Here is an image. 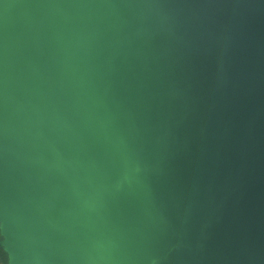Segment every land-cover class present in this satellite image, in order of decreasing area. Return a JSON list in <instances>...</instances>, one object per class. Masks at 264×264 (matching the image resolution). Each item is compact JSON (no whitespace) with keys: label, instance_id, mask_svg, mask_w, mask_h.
<instances>
[{"label":"water","instance_id":"95a60500","mask_svg":"<svg viewBox=\"0 0 264 264\" xmlns=\"http://www.w3.org/2000/svg\"><path fill=\"white\" fill-rule=\"evenodd\" d=\"M153 6L0 0V141L42 193V258L264 264V63Z\"/></svg>","mask_w":264,"mask_h":264},{"label":"rangeland","instance_id":"374dc122","mask_svg":"<svg viewBox=\"0 0 264 264\" xmlns=\"http://www.w3.org/2000/svg\"><path fill=\"white\" fill-rule=\"evenodd\" d=\"M158 21L175 33L214 44L227 35L241 61L264 63V0H152ZM152 7V4L148 6ZM0 252L7 264H48L42 258L41 195L27 169L0 141ZM32 193V194H31ZM35 197V198H34ZM35 200V201H34ZM42 211V212H41ZM42 234V235H41Z\"/></svg>","mask_w":264,"mask_h":264},{"label":"crops","instance_id":"0c3cea01","mask_svg":"<svg viewBox=\"0 0 264 264\" xmlns=\"http://www.w3.org/2000/svg\"><path fill=\"white\" fill-rule=\"evenodd\" d=\"M226 41H227V35H225L224 36V38L223 39H221V40H219V44H218V46L219 47H222L223 45H225L226 44ZM20 159V158H19ZM19 164H22L23 165V161L22 160H20V162H19ZM24 178H28V174H24ZM37 191V190H36ZM36 191H33L32 193H33V196H35L36 197V194H37V196H38V192H36ZM31 193V194H32ZM34 197V198H35ZM35 201V200H34ZM37 201H39V200H37ZM45 211V210H44Z\"/></svg>","mask_w":264,"mask_h":264},{"label":"clouds","instance_id":"9594fccd","mask_svg":"<svg viewBox=\"0 0 264 264\" xmlns=\"http://www.w3.org/2000/svg\"><path fill=\"white\" fill-rule=\"evenodd\" d=\"M0 264H7L6 257L2 252H0Z\"/></svg>","mask_w":264,"mask_h":264}]
</instances>
